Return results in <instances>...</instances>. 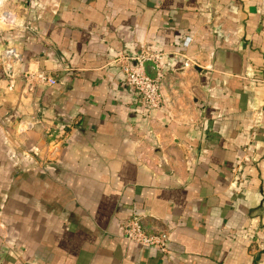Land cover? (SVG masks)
I'll list each match as a JSON object with an SVG mask.
<instances>
[{
	"label": "crops",
	"instance_id": "0c3cea01",
	"mask_svg": "<svg viewBox=\"0 0 264 264\" xmlns=\"http://www.w3.org/2000/svg\"><path fill=\"white\" fill-rule=\"evenodd\" d=\"M0 6L22 23L0 24L22 57L0 62V264H264V0ZM145 50L148 114L116 61ZM140 215L165 253L122 239Z\"/></svg>",
	"mask_w": 264,
	"mask_h": 264
},
{
	"label": "built area",
	"instance_id": "2783aa9c",
	"mask_svg": "<svg viewBox=\"0 0 264 264\" xmlns=\"http://www.w3.org/2000/svg\"><path fill=\"white\" fill-rule=\"evenodd\" d=\"M0 24L19 27L22 23H19L15 13L1 9L0 6ZM163 57V52L145 50L134 56L121 55L116 59L123 74V85L136 94L140 108L147 114L166 102L163 92V87L166 85V72L162 69ZM21 60L22 57L15 47L7 46L3 49L0 62L7 76L13 77L14 66ZM180 66V69H191L194 65L191 60L185 58ZM148 71L153 72L154 75ZM25 79L40 84H56V79L43 70L29 71ZM122 239L141 247L155 248L162 253L167 251L169 243L168 233L161 229L148 230L143 223L142 215L131 217L123 223Z\"/></svg>",
	"mask_w": 264,
	"mask_h": 264
}]
</instances>
